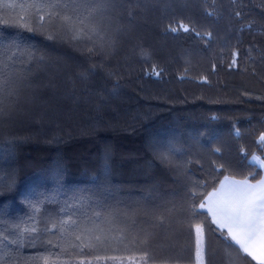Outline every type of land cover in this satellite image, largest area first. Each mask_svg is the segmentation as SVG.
Segmentation results:
<instances>
[{
    "label": "trees",
    "instance_id": "1",
    "mask_svg": "<svg viewBox=\"0 0 264 264\" xmlns=\"http://www.w3.org/2000/svg\"><path fill=\"white\" fill-rule=\"evenodd\" d=\"M223 2L227 7V0ZM262 2L245 0L248 16L244 22L252 21L253 29H246L237 45L239 25L230 23L226 11L219 19H204L202 0H174L170 11L194 16L203 29L213 32L211 48L192 39L162 40L158 18L163 4L150 13H140L134 21L137 36L167 68L159 80L145 75L151 61L126 59L127 46L105 62L109 67H97L83 80L80 73L93 63L99 65L98 59H89L69 44L49 41L43 35L0 26L3 33L23 37L37 52L51 57L47 65L32 67L25 112L0 137V154L2 149L15 148L11 160L0 161V169L14 170L17 179L15 189L0 196V220L6 225L26 221L31 215L29 202L40 201L37 219L43 229L49 218L65 214L61 209L77 200L91 203L106 199L114 204V194L121 206H134L145 198L167 196L177 190L178 183L157 159L155 149L174 146L182 149V158L199 155L207 160L202 145L210 137L219 138L232 162L225 175L259 180L261 170L253 158L264 162V143L259 142L264 132V100L257 99L264 97ZM21 12L19 7L0 8V16L5 18ZM234 47L240 50V68L247 71L229 69ZM185 50L190 53L191 67L180 80ZM213 62L217 64L215 73L211 72ZM202 75L209 83L198 82ZM236 129L239 137L234 135ZM10 140L14 144L10 145ZM190 174L201 176L199 166L191 165ZM13 252L24 259L54 260L59 249L41 243L32 247L26 241ZM166 255L157 252V259ZM180 255L182 264H196L194 232H186ZM219 256L216 240L209 238L206 264H221ZM245 259L257 264L251 257Z\"/></svg>",
    "mask_w": 264,
    "mask_h": 264
},
{
    "label": "snow or ice",
    "instance_id": "2",
    "mask_svg": "<svg viewBox=\"0 0 264 264\" xmlns=\"http://www.w3.org/2000/svg\"><path fill=\"white\" fill-rule=\"evenodd\" d=\"M173 2L25 0L17 4L0 0V8L22 9L21 13L8 14L7 18L0 16V26L43 35L49 41L69 44L89 59H98L99 65L93 63L80 73L83 80H88L97 67H109L105 62L124 46H127V60L151 61L145 75L159 80L167 68L137 36L134 21L140 13H150L158 4L164 5L158 18L164 41L192 39L211 48L214 39L213 32L203 29L196 17L170 11ZM202 4L204 19H219L226 11L230 23L239 25L235 33L237 45L243 32L253 29L252 21L244 22L248 16L245 0H227V7L223 0H202ZM260 8L264 11V2ZM239 54V47H234L228 67L247 71L240 68ZM189 56L186 50L181 53L185 67L178 77L180 80L186 78L191 67ZM50 60L48 53L37 52L23 37L0 31V137L25 112L32 67H43ZM171 62L170 58L168 63ZM216 71L217 64L213 62L211 72ZM252 74L256 75L255 71ZM198 82L207 84L209 79L202 75ZM234 135L240 136L239 129ZM259 142L264 143V132ZM202 148L207 160L199 155L182 158L179 155L182 149L174 146L155 149L157 159L172 171L178 183L177 190L167 196L145 198L134 206H121L122 201L114 194V204L106 199L91 203L77 200L61 209L65 214L49 218L43 229L38 227L37 219L41 202H29L28 220L8 225L0 220V264H33L37 259L42 264H182L180 249L186 232L195 234L196 264H206L209 238L217 242L221 264H248L246 257L264 264V178L251 183L248 177L237 180L225 175L232 162L225 156L219 138L210 137ZM14 155V147L2 149L0 161H9ZM193 164L199 166L201 176L194 178L190 174ZM260 166L264 167V163ZM16 183L14 170L0 169V196L12 192ZM26 241L32 247L41 243L59 249L56 259H24L14 254L13 249L23 248ZM157 252L167 255L157 259Z\"/></svg>",
    "mask_w": 264,
    "mask_h": 264
},
{
    "label": "crops",
    "instance_id": "3",
    "mask_svg": "<svg viewBox=\"0 0 264 264\" xmlns=\"http://www.w3.org/2000/svg\"><path fill=\"white\" fill-rule=\"evenodd\" d=\"M255 163L257 164V166L260 168V170H261V178H264V167H261L260 166V164L261 163H264V162H262L261 160H255ZM260 178V179H261ZM237 180H239V179H237ZM251 183H255V182H251Z\"/></svg>",
    "mask_w": 264,
    "mask_h": 264
}]
</instances>
